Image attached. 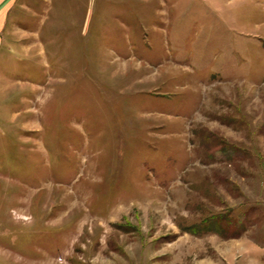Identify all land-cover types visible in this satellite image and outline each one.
<instances>
[{"label":"rangeland","instance_id":"1","mask_svg":"<svg viewBox=\"0 0 264 264\" xmlns=\"http://www.w3.org/2000/svg\"><path fill=\"white\" fill-rule=\"evenodd\" d=\"M36 1L0 48V264H264V0Z\"/></svg>","mask_w":264,"mask_h":264},{"label":"crops","instance_id":"2","mask_svg":"<svg viewBox=\"0 0 264 264\" xmlns=\"http://www.w3.org/2000/svg\"><path fill=\"white\" fill-rule=\"evenodd\" d=\"M93 1V0H92ZM95 1V0H94ZM116 3L113 4V8H122L121 6H128L127 8H131L130 4H133L134 7H137L136 4H138L140 7H145L147 8V6H153V8H177L180 7L182 4L183 0H115ZM214 2H217L215 0H212ZM98 2V1H97ZM213 2V3H214ZM208 4H212L211 1L207 2ZM93 6H95V3L93 2L92 4ZM37 6V1L36 0H0V31H2V33L0 32V48H5L6 44H5V31H10V28L12 25H14L15 21L18 19V17H20L18 14H16L17 12L22 13V11L25 10V12L29 13V14H35V12L32 10L34 7ZM152 8V7H151ZM159 11H163V10H159ZM117 14H119V12L116 11ZM130 14V13H129ZM158 14H160L158 12ZM163 16V14H160ZM145 17V16H144ZM144 17L142 18L144 21ZM148 20V19H147ZM148 26L147 23H145ZM9 25V30H6V27ZM159 27L157 28V24L152 23L150 25L149 28H152L154 30L156 29H161L160 24L158 25ZM129 29L133 30L134 27H130V25L128 26ZM170 28V24L168 25V30ZM148 30V28H147ZM165 32V28L161 29Z\"/></svg>","mask_w":264,"mask_h":264}]
</instances>
